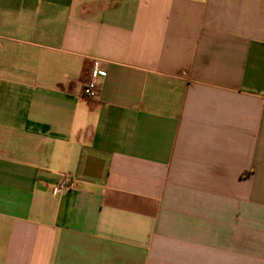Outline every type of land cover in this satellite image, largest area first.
I'll return each instance as SVG.
<instances>
[{"label": "crops", "instance_id": "1", "mask_svg": "<svg viewBox=\"0 0 264 264\" xmlns=\"http://www.w3.org/2000/svg\"><path fill=\"white\" fill-rule=\"evenodd\" d=\"M0 264H264V0H0Z\"/></svg>", "mask_w": 264, "mask_h": 264}, {"label": "built area", "instance_id": "2", "mask_svg": "<svg viewBox=\"0 0 264 264\" xmlns=\"http://www.w3.org/2000/svg\"><path fill=\"white\" fill-rule=\"evenodd\" d=\"M101 73V69L97 66H94L91 72V78L85 84L83 93L86 97L96 98L99 94V86L96 81V77ZM72 185L71 178L64 174L59 177V180L56 182L54 190L63 191L70 188Z\"/></svg>", "mask_w": 264, "mask_h": 264}]
</instances>
